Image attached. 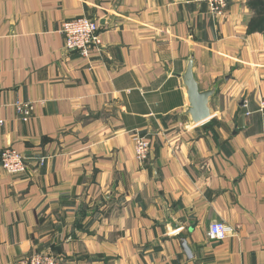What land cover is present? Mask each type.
Listing matches in <instances>:
<instances>
[{"label": "crops", "instance_id": "crops-1", "mask_svg": "<svg viewBox=\"0 0 264 264\" xmlns=\"http://www.w3.org/2000/svg\"><path fill=\"white\" fill-rule=\"evenodd\" d=\"M80 15L88 59L61 32ZM188 69L211 91L199 122ZM0 120L27 162L0 167V264H264V0H0Z\"/></svg>", "mask_w": 264, "mask_h": 264}, {"label": "built area", "instance_id": "built-area-1", "mask_svg": "<svg viewBox=\"0 0 264 264\" xmlns=\"http://www.w3.org/2000/svg\"><path fill=\"white\" fill-rule=\"evenodd\" d=\"M198 3H206L213 13L221 14L226 7V0H194ZM61 32L64 35V48L68 51H76L84 59L90 57L92 48L101 46L99 26L90 17L80 15L63 22ZM14 109L20 114L22 120H27L33 105L29 102L14 101ZM0 120V124H1ZM150 142L145 136H138L134 142V157L142 165L148 158ZM42 159L40 163H42ZM0 167L10 176L21 175L26 172L27 162L24 156L12 148H4L0 152ZM208 236L211 239L221 240L235 233V229L223 221H214L209 225ZM15 264H61L59 260L47 253H34Z\"/></svg>", "mask_w": 264, "mask_h": 264}, {"label": "water", "instance_id": "water-1", "mask_svg": "<svg viewBox=\"0 0 264 264\" xmlns=\"http://www.w3.org/2000/svg\"><path fill=\"white\" fill-rule=\"evenodd\" d=\"M184 81L189 97L188 112L194 122L202 121L209 116L207 98L211 91L198 90L196 81L194 80L190 69L186 72Z\"/></svg>", "mask_w": 264, "mask_h": 264}]
</instances>
